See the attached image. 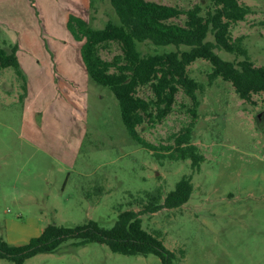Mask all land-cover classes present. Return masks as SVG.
Listing matches in <instances>:
<instances>
[{
	"label": "rangeland",
	"instance_id": "374dc122",
	"mask_svg": "<svg viewBox=\"0 0 264 264\" xmlns=\"http://www.w3.org/2000/svg\"><path fill=\"white\" fill-rule=\"evenodd\" d=\"M153 1L183 9L209 4ZM239 1L251 12L230 33L244 35L251 59L264 66V0ZM70 12L95 28L118 21L109 0H0V45L9 50L18 44L21 71L0 68V238L25 243L48 222L95 220L110 227L120 210L133 209L175 252L171 264H264V93L244 100L229 81L208 82L210 63L196 59L188 66L203 84L196 115L180 88L164 118L146 119L137 130L152 144L171 146L173 135L194 119L190 141L204 158L198 170L189 159L159 160L129 136L111 90L90 78L81 57L84 38L76 39L66 25ZM174 20L183 23L184 16ZM120 52L116 42L100 48L105 59ZM137 95L149 98L151 88L139 86ZM183 175L193 183L185 203L141 211L144 191L160 186L166 193ZM77 241L67 238L24 264H162L154 253L128 255L103 242ZM0 264L15 262L4 257Z\"/></svg>",
	"mask_w": 264,
	"mask_h": 264
},
{
	"label": "trees",
	"instance_id": "16d2710c",
	"mask_svg": "<svg viewBox=\"0 0 264 264\" xmlns=\"http://www.w3.org/2000/svg\"><path fill=\"white\" fill-rule=\"evenodd\" d=\"M109 2L118 21L109 19L99 28L91 26L78 14H68L67 28L76 39L84 38L81 57L90 78L114 94L121 120L132 139L151 150L159 160L165 157L189 159L192 169L198 170L204 156L190 141L194 119L173 135L171 146H157L146 141L137 126L146 119L158 121L164 118L172 110L180 88L191 98L192 107L188 110L196 115L200 102L197 91L203 84L189 74L188 66L199 58L211 65L208 82L218 77L229 81L244 100H249L253 93H264V66H257L251 59L244 35L232 37L230 33L231 25L243 20L251 12V7L239 0H209L207 6L195 3L187 9L153 0ZM181 16H184L183 23L174 20ZM111 42L119 44L121 52L112 59H105L100 48ZM138 42H149L158 48L172 47L144 52ZM215 49L231 53L234 58L225 59ZM17 50V43L9 50L0 45V68L12 67L21 74ZM144 85L151 88L149 98L137 95V88ZM161 147L166 152H158ZM192 190L191 175H183L166 193L160 186L144 191L140 198L145 201L141 211L178 207L190 198ZM70 237L78 238L80 244L103 242L111 251L122 254L154 253L162 264H171L176 256L163 244L157 232L143 227L139 211L124 209L118 212L110 227L101 226L95 220L75 226L48 222L38 235L25 243L13 244L0 238V258L24 264L26 258L38 252L54 251Z\"/></svg>",
	"mask_w": 264,
	"mask_h": 264
},
{
	"label": "crops",
	"instance_id": "0c3cea01",
	"mask_svg": "<svg viewBox=\"0 0 264 264\" xmlns=\"http://www.w3.org/2000/svg\"><path fill=\"white\" fill-rule=\"evenodd\" d=\"M41 230H42V228H41ZM41 232V231H40ZM39 234V233H38ZM36 236V235H35Z\"/></svg>",
	"mask_w": 264,
	"mask_h": 264
},
{
	"label": "water",
	"instance_id": "95a60500",
	"mask_svg": "<svg viewBox=\"0 0 264 264\" xmlns=\"http://www.w3.org/2000/svg\"><path fill=\"white\" fill-rule=\"evenodd\" d=\"M258 116H259V114H258Z\"/></svg>",
	"mask_w": 264,
	"mask_h": 264
}]
</instances>
